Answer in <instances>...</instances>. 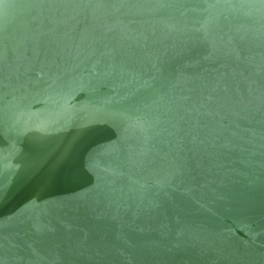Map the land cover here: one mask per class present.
<instances>
[{
  "label": "water",
  "instance_id": "obj_1",
  "mask_svg": "<svg viewBox=\"0 0 264 264\" xmlns=\"http://www.w3.org/2000/svg\"><path fill=\"white\" fill-rule=\"evenodd\" d=\"M0 264H264V0H0Z\"/></svg>",
  "mask_w": 264,
  "mask_h": 264
}]
</instances>
